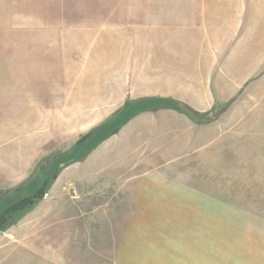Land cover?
<instances>
[{
	"label": "rangeland",
	"instance_id": "rangeland-1",
	"mask_svg": "<svg viewBox=\"0 0 264 264\" xmlns=\"http://www.w3.org/2000/svg\"><path fill=\"white\" fill-rule=\"evenodd\" d=\"M200 1L0 0V176L13 179L12 188L0 190V213L33 196L48 179L47 196L0 230V264H117L135 199L103 195L113 181L84 160L102 142L105 116L121 97L115 82L119 53L148 38L159 10L189 8L165 4ZM204 1L231 8L239 0ZM260 89L201 120L210 123L224 114L221 134L216 129L209 144L222 158L216 166L222 184L214 189L207 181L206 190L221 198L223 221L246 225L255 237L264 232ZM138 105L129 101L123 112ZM87 133L92 135L80 142ZM77 162L82 164L70 170ZM172 168L176 175L169 186L178 190L192 171ZM197 170L213 173V166ZM126 252L133 253L132 243Z\"/></svg>",
	"mask_w": 264,
	"mask_h": 264
},
{
	"label": "crops",
	"instance_id": "crops-1",
	"mask_svg": "<svg viewBox=\"0 0 264 264\" xmlns=\"http://www.w3.org/2000/svg\"><path fill=\"white\" fill-rule=\"evenodd\" d=\"M206 2L165 4L189 8L159 10L148 38L119 53L121 97L105 116L102 142L84 160L113 181L103 195L135 199L117 264H264V232L255 237L246 225L223 221L221 198L206 190L207 181L209 188L222 184L214 135L224 114L204 123L180 109L204 113L231 101L233 108L259 86L264 100V0L231 8ZM129 101L138 107L123 112ZM175 166L192 171L178 190L169 186ZM199 166H213V173ZM12 183L0 176V190Z\"/></svg>",
	"mask_w": 264,
	"mask_h": 264
},
{
	"label": "water",
	"instance_id": "water-1",
	"mask_svg": "<svg viewBox=\"0 0 264 264\" xmlns=\"http://www.w3.org/2000/svg\"><path fill=\"white\" fill-rule=\"evenodd\" d=\"M91 135L92 133H87L83 135L80 142L85 141ZM64 165L65 164H61V167H63ZM57 174H58L57 170H54L52 172V176L54 178H57ZM47 185H48V179H45L41 184L40 188L36 191V193L33 196L24 197L19 201L15 202L14 204L8 206L0 214V230L6 226V224L9 222V220L13 217L14 214L24 211L29 207H32L37 200H41L45 198L47 196V191H46Z\"/></svg>",
	"mask_w": 264,
	"mask_h": 264
},
{
	"label": "trees",
	"instance_id": "trees-1",
	"mask_svg": "<svg viewBox=\"0 0 264 264\" xmlns=\"http://www.w3.org/2000/svg\"><path fill=\"white\" fill-rule=\"evenodd\" d=\"M125 107H126V106H125ZM124 109H125V108H124ZM126 109H128V108H126ZM180 109L183 110V111H185V112H188L191 116L195 117V119H197V120L200 121V122H201L202 118H205V117L209 116L210 113H211V112L200 113V112H197V111H195V110H193V109H191V108H189L188 106H185V105L180 106ZM202 122H204V121H202ZM14 191H18V188H17L16 190H14ZM29 208H30V207H29ZM27 209H28V208H27ZM24 211H25V210H24ZM24 211L18 212V213H16V214L22 213V212H24ZM16 214H14V215H16ZM6 227H7V226H5L3 229H5Z\"/></svg>",
	"mask_w": 264,
	"mask_h": 264
},
{
	"label": "flooded vegetation",
	"instance_id": "flooded-vegetation-1",
	"mask_svg": "<svg viewBox=\"0 0 264 264\" xmlns=\"http://www.w3.org/2000/svg\"><path fill=\"white\" fill-rule=\"evenodd\" d=\"M1 214V213H0Z\"/></svg>",
	"mask_w": 264,
	"mask_h": 264
}]
</instances>
